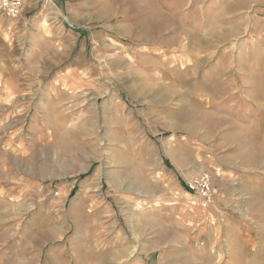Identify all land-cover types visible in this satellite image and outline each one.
<instances>
[{
	"label": "rangeland",
	"instance_id": "obj_1",
	"mask_svg": "<svg viewBox=\"0 0 264 264\" xmlns=\"http://www.w3.org/2000/svg\"><path fill=\"white\" fill-rule=\"evenodd\" d=\"M23 1L17 18L0 11V264H79L82 255V263L162 264L184 253L206 264L202 250L215 254L225 235L221 186L243 199L240 184L259 191L264 167L227 169L236 163L225 150L235 146L200 143L207 42L180 29L210 43L215 31L220 65L231 56L234 73L245 72L241 56H263L264 0H169L175 21L159 19L168 27L150 44L134 35L143 10H117L125 0ZM235 82V98L245 97Z\"/></svg>",
	"mask_w": 264,
	"mask_h": 264
},
{
	"label": "crops",
	"instance_id": "obj_2",
	"mask_svg": "<svg viewBox=\"0 0 264 264\" xmlns=\"http://www.w3.org/2000/svg\"><path fill=\"white\" fill-rule=\"evenodd\" d=\"M112 1L113 0H106L104 8H108L107 5H112ZM133 5L135 8H138V10L140 8L143 10V13L141 12V15L137 14L136 19L133 20V24H138L137 28L140 26L139 24H142L139 30L134 34L139 44L143 41L150 44L149 42L154 39L157 32L167 29L168 25H170L169 22L172 23V21H175L176 14L173 11L175 7L170 4L169 0H136L135 3H128V0H125L122 7L120 9L118 7L117 10H128ZM232 6L233 4L228 5V10L233 9L231 8ZM223 7L224 4L222 3L220 14L224 12ZM111 8H113V6H111ZM159 19H165L168 25L159 26L157 22ZM160 28L163 29L160 30ZM180 30L184 31L187 35L184 37L192 40L191 42L195 40L207 42V46L202 53L204 57L200 60L201 65L206 64L204 71L201 73L202 79L200 84V94L205 98V104L200 106V109L201 112L205 114L206 122L208 121L209 125L206 123L205 130H201L203 133L200 143L204 145L222 144L229 146V148L235 146L233 149L225 150L226 155H224L223 159L236 163L234 165L224 162L225 166L227 164V169H237L238 165V170L242 171H246L247 169H245V167L250 165L263 168L264 43L257 41L263 55L261 59L257 62L254 59L248 58L245 60L246 62H243L244 56H241L238 64L240 71L243 69L245 72L234 73V64L231 56L225 58L227 59L226 62L225 59H222L225 63L222 64V66L220 65L219 56H216L219 51V35H213L215 31H213L211 35H208L210 36L209 39L215 40L210 43V41L206 40L208 38L203 36V32L199 34L197 33L198 30H186L185 28ZM176 31L177 29L173 28L172 32L176 34ZM162 38L165 39V37ZM175 38V36L173 38L168 37L165 41H171ZM185 52L188 54L186 50ZM255 55L254 53L253 56ZM211 59H214V61L209 63L208 61ZM187 63L188 56H185L184 64L187 65ZM255 70H259L258 73H256ZM251 73L254 76L251 78V82L245 85V77ZM183 75L185 80H192V78H194L189 74L187 69L184 70ZM235 75H237L238 80L242 82V87L245 86L239 88V92L245 97L235 98L237 82H235ZM250 85L252 88L247 87ZM246 101H250V103ZM257 120H259V122L255 128L250 125H243L247 124V122ZM219 137L220 140H218ZM245 146L252 147L246 148ZM226 170L224 169V176H234L233 173H226ZM235 175H237V173ZM260 177L261 184L263 185L259 187V191L254 188H244V191L241 188L246 187V183L243 182L240 184V192L245 194V198L243 199L239 197L238 199L234 198L237 191H235L236 187L221 186V201L218 200L219 202L216 203L217 207L221 210V223L226 227V229H224L225 235L222 238L223 240L220 239L214 243L216 244L215 254L206 252V249L202 250L203 253H207L204 263L213 264L212 261L214 257H217L218 264H264V175ZM254 195L258 196L257 200L254 199ZM253 225L262 226V233L258 234V236L253 233ZM227 227H229L228 233L226 231ZM210 244L213 243L210 242ZM189 255V258L185 253L182 255L169 256L168 262L162 264H195V262L192 261V254L190 253ZM183 256L184 261L182 263L181 257ZM81 257L82 258H77L79 264H93V261L90 259H86L87 263L80 262L81 260H85L83 255ZM186 257L188 260H186ZM157 264H161V261L159 260Z\"/></svg>",
	"mask_w": 264,
	"mask_h": 264
},
{
	"label": "built area",
	"instance_id": "obj_3",
	"mask_svg": "<svg viewBox=\"0 0 264 264\" xmlns=\"http://www.w3.org/2000/svg\"><path fill=\"white\" fill-rule=\"evenodd\" d=\"M24 8L23 0H0V11L2 14L9 18H17L21 15ZM200 187L203 191V196L210 200L212 192L210 191L209 180L207 177H204L200 182Z\"/></svg>",
	"mask_w": 264,
	"mask_h": 264
},
{
	"label": "bare ground",
	"instance_id": "obj_4",
	"mask_svg": "<svg viewBox=\"0 0 264 264\" xmlns=\"http://www.w3.org/2000/svg\"><path fill=\"white\" fill-rule=\"evenodd\" d=\"M75 86H76V85H75ZM189 112H190V113H189V116H190V114L192 113V110H189ZM184 118H185V117H184ZM185 119H186V118H185ZM199 122H200V123H199L200 125L203 124L204 126H206V122L204 123V120H203V119H201ZM207 123H208V121H207ZM208 125H209V123H208ZM126 255H127V254H126Z\"/></svg>",
	"mask_w": 264,
	"mask_h": 264
}]
</instances>
